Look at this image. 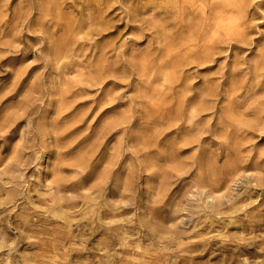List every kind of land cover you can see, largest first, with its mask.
Returning <instances> with one entry per match:
<instances>
[{"label":"rangeland","instance_id":"rangeland-1","mask_svg":"<svg viewBox=\"0 0 264 264\" xmlns=\"http://www.w3.org/2000/svg\"><path fill=\"white\" fill-rule=\"evenodd\" d=\"M236 1L0 0V264H264V0Z\"/></svg>","mask_w":264,"mask_h":264},{"label":"bare ground","instance_id":"bare-ground-1","mask_svg":"<svg viewBox=\"0 0 264 264\" xmlns=\"http://www.w3.org/2000/svg\"><path fill=\"white\" fill-rule=\"evenodd\" d=\"M230 6L232 8H238L239 10H242L243 4H242V0L236 1L235 3H232V5L228 4L225 8H224V2H220V6H219V10L221 12H218V14L224 16L226 11L230 10ZM223 22H225V28L231 30L233 28V26H236V21L233 17H228L225 16L223 19Z\"/></svg>","mask_w":264,"mask_h":264}]
</instances>
